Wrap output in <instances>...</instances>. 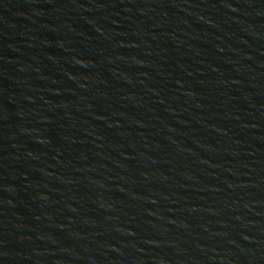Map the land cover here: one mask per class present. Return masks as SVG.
Segmentation results:
<instances>
[{"label": "water", "instance_id": "95a60500", "mask_svg": "<svg viewBox=\"0 0 264 264\" xmlns=\"http://www.w3.org/2000/svg\"><path fill=\"white\" fill-rule=\"evenodd\" d=\"M183 264H264V0H14Z\"/></svg>", "mask_w": 264, "mask_h": 264}]
</instances>
